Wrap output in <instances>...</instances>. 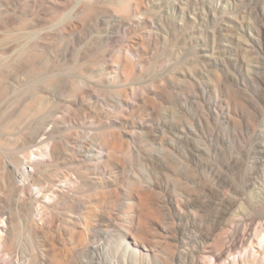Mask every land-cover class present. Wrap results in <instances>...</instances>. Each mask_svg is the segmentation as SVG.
Segmentation results:
<instances>
[{"label": "rangeland", "instance_id": "374dc122", "mask_svg": "<svg viewBox=\"0 0 264 264\" xmlns=\"http://www.w3.org/2000/svg\"><path fill=\"white\" fill-rule=\"evenodd\" d=\"M128 1L0 0V221L11 219L13 264H63L64 252L65 264H166L167 251L185 264L223 232L234 254L257 246L264 0ZM50 140L61 153L29 194L77 188L31 234L38 203L27 216L1 178ZM132 227L140 263L122 256Z\"/></svg>", "mask_w": 264, "mask_h": 264}, {"label": "bare ground", "instance_id": "6f19581e", "mask_svg": "<svg viewBox=\"0 0 264 264\" xmlns=\"http://www.w3.org/2000/svg\"><path fill=\"white\" fill-rule=\"evenodd\" d=\"M129 3L130 2L128 0H124V2L121 4V11L127 10ZM139 11L137 10V14ZM223 28L225 29L226 27ZM204 56L207 57L208 55ZM60 153V144L53 140H50L45 144L43 150L38 148L30 153L31 155L26 159L22 171L12 168L10 170H6L5 173L2 174L1 181L5 191H11L15 195L19 196V208L24 211L27 216H30L32 214V206L29 205V208H27L28 202L33 201L38 203V208L35 211V214H33L37 219L30 221L27 225V229L31 234H43L44 231L50 230L53 222V220L51 219L53 210L59 205H63L68 202V200L70 199V194L75 192V189L77 188L76 181H73L72 179H66L64 182H61L59 187H48L39 190L36 189V192H34L33 194H29L28 190L31 183V178L35 177L39 170L50 167L51 162H55ZM191 155L194 156V154ZM108 158H111V155ZM18 177L20 178V180H18L19 182H16L15 180H17L16 178ZM177 202V208L178 210H180L182 202L179 200ZM249 204H251L252 206L259 205L264 208V188L257 196L250 197ZM107 221L111 224H114V227L118 228L119 230L120 228H123V226L121 225H115V223H113V220L108 215ZM133 227L131 228V230H126L127 233L121 234L119 232L122 256L124 259L128 258L140 263L142 259H140L138 247L139 245L144 246L146 244V241L145 238H141V235H139L141 233V230H137L135 232L136 234L133 233V235H131L130 233V237L132 239H128V233L132 230H136L135 228L133 229ZM164 230L163 231L165 233H168V226H166ZM254 231L257 237V246H254L253 242L250 241L247 249L245 248V250L243 252H239V254H234V251L236 250L238 244L233 243L231 246L227 247L228 245H225L224 238L222 237L224 235L223 232V235H221V233L214 238L209 237V242L207 243H212V245L210 244L211 248L205 250L203 249L200 252H197L196 250H191L190 252H188L185 256V264H264V228L262 227L260 230L255 229ZM233 236L236 238L240 236L238 229L233 230ZM13 243L14 237L13 231L11 229V219L3 218L0 221V264L14 263L12 259ZM239 244L243 247L247 246L246 244L248 243L244 239L240 240ZM117 251L118 253H120V249H118ZM64 253L65 254H62L61 256L63 264L67 263L69 258V252ZM162 256L166 260L162 262H166V264H168V261H170L171 263L169 264H175L174 253H172L171 251L162 252ZM197 257L198 260L195 262V259ZM1 258L4 259L2 260ZM153 259L155 260V262L160 261L157 251L155 252Z\"/></svg>", "mask_w": 264, "mask_h": 264}]
</instances>
